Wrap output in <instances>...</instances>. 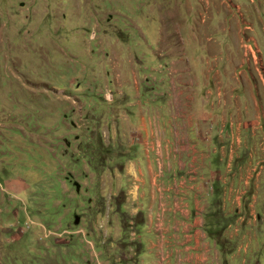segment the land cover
<instances>
[{
	"label": "rangeland",
	"instance_id": "obj_1",
	"mask_svg": "<svg viewBox=\"0 0 264 264\" xmlns=\"http://www.w3.org/2000/svg\"><path fill=\"white\" fill-rule=\"evenodd\" d=\"M135 74L264 120V0H0V264H114L90 206L120 152L115 76Z\"/></svg>",
	"mask_w": 264,
	"mask_h": 264
},
{
	"label": "crops",
	"instance_id": "obj_2",
	"mask_svg": "<svg viewBox=\"0 0 264 264\" xmlns=\"http://www.w3.org/2000/svg\"><path fill=\"white\" fill-rule=\"evenodd\" d=\"M125 78L115 76L113 117L102 121L120 152L111 178L98 170L90 206L96 228L118 241L113 263L264 264V249L249 245L264 228V120H245L243 107L227 118L209 91L188 98L169 82L144 95L136 74Z\"/></svg>",
	"mask_w": 264,
	"mask_h": 264
},
{
	"label": "water",
	"instance_id": "obj_3",
	"mask_svg": "<svg viewBox=\"0 0 264 264\" xmlns=\"http://www.w3.org/2000/svg\"><path fill=\"white\" fill-rule=\"evenodd\" d=\"M74 223H75V224L77 223V218L75 219Z\"/></svg>",
	"mask_w": 264,
	"mask_h": 264
}]
</instances>
